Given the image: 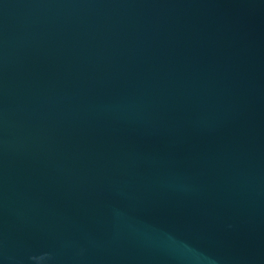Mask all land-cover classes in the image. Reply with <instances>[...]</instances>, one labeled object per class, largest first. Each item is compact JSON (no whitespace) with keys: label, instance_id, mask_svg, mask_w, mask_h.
I'll return each mask as SVG.
<instances>
[{"label":"water","instance_id":"water-1","mask_svg":"<svg viewBox=\"0 0 264 264\" xmlns=\"http://www.w3.org/2000/svg\"><path fill=\"white\" fill-rule=\"evenodd\" d=\"M0 264H264V0H0Z\"/></svg>","mask_w":264,"mask_h":264}]
</instances>
